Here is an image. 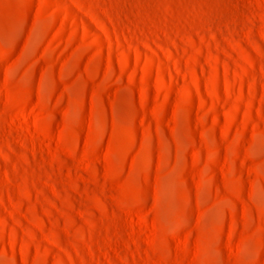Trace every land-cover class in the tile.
<instances>
[{"label":"rangeland","instance_id":"rangeland-1","mask_svg":"<svg viewBox=\"0 0 264 264\" xmlns=\"http://www.w3.org/2000/svg\"><path fill=\"white\" fill-rule=\"evenodd\" d=\"M0 264H264V0H0Z\"/></svg>","mask_w":264,"mask_h":264}]
</instances>
